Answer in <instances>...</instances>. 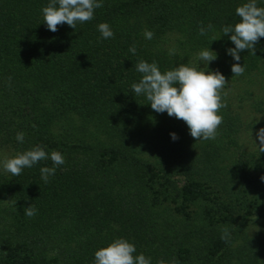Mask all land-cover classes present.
I'll return each mask as SVG.
<instances>
[{"label":"trees","instance_id":"16d2710c","mask_svg":"<svg viewBox=\"0 0 264 264\" xmlns=\"http://www.w3.org/2000/svg\"><path fill=\"white\" fill-rule=\"evenodd\" d=\"M49 2L0 0V264H94L117 238L151 264H264V153L248 140L256 126L245 109L264 113V37L255 55L240 53L237 77L221 31L247 0H103L91 21L56 32L43 22ZM207 48L217 54L208 66L196 60ZM140 60L225 76L215 139L194 140L132 91ZM37 145L65 159L47 184L40 168L50 159L16 177L3 169Z\"/></svg>","mask_w":264,"mask_h":264},{"label":"clouds","instance_id":"9594fccd","mask_svg":"<svg viewBox=\"0 0 264 264\" xmlns=\"http://www.w3.org/2000/svg\"><path fill=\"white\" fill-rule=\"evenodd\" d=\"M102 6L103 0H50L48 5L42 8L43 22L51 32H56L58 26L63 24L75 29L78 23L91 21L95 9ZM235 13L240 18L239 22L234 26H224L221 31L235 46L227 49V54L235 61L231 65L232 76L239 77L245 72L240 63V53L250 50L255 55L256 45L260 38L264 37V7H258L257 0H247L235 9ZM209 30H213L211 24L207 29L201 26L199 35L204 36ZM98 31L104 39L114 36L107 23H100ZM153 35L154 33L149 30L144 32L145 39L151 40ZM215 40L217 38L213 37L212 41ZM129 51L135 55V46H131ZM175 54V48L169 49V55ZM216 59L217 54L209 48L201 50L196 57V60L206 66ZM136 71L142 74V78L138 83L132 84V91L137 96H145L153 111L166 112L169 117L183 121L190 136L196 141L216 138L217 129L223 123V117L218 113L226 107L221 93L228 81L223 74L218 70L200 71L195 66L184 64L162 73L156 62L148 63L144 60L138 62ZM24 136L23 132H18L15 139L23 143ZM170 136L173 140L178 139L175 133H170ZM256 136L259 146L254 144L259 154L264 153V128H260ZM49 159L52 167L40 168L41 179L47 184L49 178L55 175L56 169L65 163L63 155L58 151L48 153L37 145L15 157L5 159L3 169L16 177L21 175L23 169L32 168L37 163ZM261 180L264 181V176ZM36 213L34 206L24 208V214L29 218L34 217ZM229 238V230L224 228L221 239L227 242ZM134 253H136L134 244L127 239L117 238L106 247L95 251L94 264H151L149 257Z\"/></svg>","mask_w":264,"mask_h":264},{"label":"rangeland","instance_id":"374dc122","mask_svg":"<svg viewBox=\"0 0 264 264\" xmlns=\"http://www.w3.org/2000/svg\"><path fill=\"white\" fill-rule=\"evenodd\" d=\"M245 109L247 110V112L249 113V115L247 116V118H248V120L250 121V122H252V124H255V126H256V128H254V129H251V130H249V132H247L248 134V140L249 141H258V139H257V136H256V133L258 132V130L260 129V128H264V113H262V114H259V113H255L254 112V114L252 113V109L250 108V107H248V105H245ZM254 118L255 120H253V121H251V118ZM257 118H259L258 120H257ZM247 120V121H248ZM256 121V122H255ZM251 131V132H250ZM250 133H251V135H250ZM258 229H261L263 232H264V227H258Z\"/></svg>","mask_w":264,"mask_h":264}]
</instances>
